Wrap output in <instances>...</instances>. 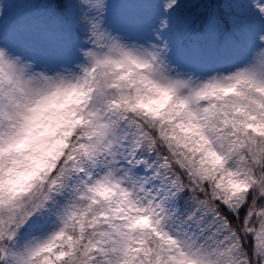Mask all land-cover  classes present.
Masks as SVG:
<instances>
[{"label": "snow or ice", "instance_id": "6c2138e0", "mask_svg": "<svg viewBox=\"0 0 264 264\" xmlns=\"http://www.w3.org/2000/svg\"><path fill=\"white\" fill-rule=\"evenodd\" d=\"M0 264H264V0H0Z\"/></svg>", "mask_w": 264, "mask_h": 264}]
</instances>
